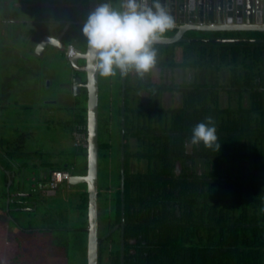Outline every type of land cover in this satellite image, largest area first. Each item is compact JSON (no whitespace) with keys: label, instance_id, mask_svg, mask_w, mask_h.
<instances>
[{"label":"trees","instance_id":"trees-1","mask_svg":"<svg viewBox=\"0 0 264 264\" xmlns=\"http://www.w3.org/2000/svg\"><path fill=\"white\" fill-rule=\"evenodd\" d=\"M7 19L6 14L0 17L5 24ZM189 34L193 38L264 39V32ZM154 47V66L169 67L174 73L178 68L190 70L193 76L191 81L179 83L175 76L172 84L155 85L140 79L133 82L131 71L125 75V263L264 264V42H188ZM179 47L184 49L182 61L178 60ZM63 57L68 59L65 50ZM122 78L119 71L112 76L100 75L98 264H122ZM172 89L182 94V104L166 107L164 91ZM142 90L156 97L154 104L139 103ZM71 107V118L60 121L70 133L72 147L65 152H69L67 158L38 167L20 159L27 155L23 151L26 133L20 135V141L11 139L10 133H3L7 122L0 117V214L18 230L9 238L18 244L13 260L19 264L28 257L25 244L29 239L62 248L58 259H46L42 264H76L77 259L87 264V183L64 180L59 184L50 198L58 195L61 184L80 188L75 205L59 208L57 215L46 203L49 196L41 193V183L50 188L55 170L87 173V147L74 134L83 125L87 136L85 89ZM207 117L216 125L220 148L188 142L192 128L207 122ZM132 139L138 142L133 144ZM39 207L46 209L40 228L34 222ZM69 209L79 211L76 224L70 225L69 217L62 216ZM22 214L29 217L27 222L18 217ZM118 224L116 231L102 239ZM54 231L62 235L54 237Z\"/></svg>","mask_w":264,"mask_h":264},{"label":"rangeland","instance_id":"rangeland-1","mask_svg":"<svg viewBox=\"0 0 264 264\" xmlns=\"http://www.w3.org/2000/svg\"><path fill=\"white\" fill-rule=\"evenodd\" d=\"M119 6L120 4L117 3L116 7ZM1 7H3V0H0V8ZM16 8V10L26 9L24 7ZM13 9L14 8L12 6L11 10ZM33 9L36 10L34 12H42L44 15H46L45 13L48 11L55 12L56 10L48 7L42 9L43 11H41L40 8ZM5 13L8 14L7 11H5ZM3 14L4 12L0 13V17H2ZM5 25L6 24L0 20V35L2 27ZM16 32L17 30L11 28L8 32L10 35H8L5 30L4 36H8V40L12 43L16 42V44H18L20 41H14L10 38L14 37ZM4 36L0 37V51L1 49L4 50V48H1L6 40ZM24 60L21 59V61ZM178 60L182 61V58L179 57ZM81 64H85V60H81ZM38 69L39 66H37L35 70L24 69L19 65V59L15 56V54H8L6 52L3 59H0V98H2L0 102H4L3 104H5V106H3L0 110V117H4L7 122V127L6 124L3 126L5 127L3 128V133H10L9 136L11 139H16L18 141H20V135L22 133H26V137L24 136L25 139L23 141L25 142L23 151H25L24 153H27V155L23 153L24 155H22L20 159L22 161H28L29 164H36L37 167L42 163L49 161L55 160L56 162H62L69 154V152L66 154L65 152L72 147L70 133L62 128L63 126L60 122L61 120L71 118V102L68 105L67 102H65V100L70 101L67 98L68 96L66 98L59 97L62 91L57 87V79H61V75L62 77L64 76V78H67L69 76V72L63 66H61L62 74H57L55 71L52 72V70H50L54 77L52 78L51 89H49L48 87L43 88L42 84V81H45L49 75L44 76V74H41L42 77L40 78L39 74L33 76V74L37 73ZM165 71V82L171 84L173 79L170 77V70L166 69ZM189 72L190 70L184 72V69L182 68L176 69L175 76L177 82L182 83L186 80L185 78L187 74L190 77ZM74 73L76 72L74 71ZM64 94L65 93L63 92L62 96ZM180 96L181 94L179 93L174 96L175 100L173 101L175 102V106H180L182 104V98ZM72 99L75 100L74 97H72ZM166 99V104L172 105L171 93L167 94ZM221 101L224 105L226 104V95H222ZM0 123H2V120H0ZM17 127L18 130L15 129ZM23 172L28 173V171L25 170ZM34 177L36 181L39 178L38 176L32 175V178ZM25 185L28 186L27 183ZM30 185H34V183H30ZM41 186L44 188L41 190L44 197L55 193L53 189L48 187L47 183H43ZM16 188H18L17 184L15 185V189ZM79 188L80 186L77 185L70 186L68 183L61 184L58 188V195L51 198L49 196V198L46 199V203L48 202V207H50L49 209L52 210V213L57 215V210H59V208H71L74 206V203L78 198ZM20 194L25 195L27 193L25 192ZM38 209L40 212L36 217L37 219L34 217V222H36L40 228L42 227L41 223H43V210L46 209L40 210V207ZM78 213L79 211L69 209L68 212H65L63 215L60 213V215H67L71 225L77 223ZM2 216L6 217L0 214V264H19L13 260L18 244L15 240L9 238L17 234L18 230H15L12 226H10L8 220H3ZM18 217L22 222H27L29 218L27 215L23 214L18 215ZM60 221L62 222V220ZM54 233V237L62 235L58 231H54ZM61 250L62 248L55 244L43 243L41 241L37 242V240L34 241L29 239L25 244L26 256L28 257L22 262V264H42L46 259L47 261H49V259L56 260L59 258ZM9 260H13L14 263L7 262ZM82 262L83 261L81 259L76 260V264H81Z\"/></svg>","mask_w":264,"mask_h":264},{"label":"water","instance_id":"water-1","mask_svg":"<svg viewBox=\"0 0 264 264\" xmlns=\"http://www.w3.org/2000/svg\"><path fill=\"white\" fill-rule=\"evenodd\" d=\"M99 0H90V11ZM166 7L173 17L174 25L155 45H174L183 42H218V43H262L264 39H214L186 38L189 32H264V0H167ZM172 33V35H170ZM50 42L53 43L52 40ZM56 44V42H55ZM44 44H40L38 53H42ZM77 71L86 73V82L81 77L73 81L74 94L79 96L83 88L87 90V173L72 174L68 182L72 184L87 183L89 193L88 206V243L87 264H98L99 260V219H98V181H99V97L100 75L91 68L90 59L85 53L76 50L74 56L67 57ZM79 59L85 60V66L79 68ZM125 76L122 81L125 83ZM125 85L122 93V150H121V193H123L122 226V264L126 259V211H125ZM9 173V172H8ZM12 182L10 178L9 183ZM120 224L106 232L102 239L116 231Z\"/></svg>","mask_w":264,"mask_h":264},{"label":"clouds","instance_id":"clouds-1","mask_svg":"<svg viewBox=\"0 0 264 264\" xmlns=\"http://www.w3.org/2000/svg\"><path fill=\"white\" fill-rule=\"evenodd\" d=\"M166 2L121 0L120 6L114 7L112 0H99L81 26L93 71L105 77L117 71L121 76L129 71L143 76L150 71L156 63L155 43L174 25ZM206 121L192 128L188 142L220 148L213 118L207 117Z\"/></svg>","mask_w":264,"mask_h":264},{"label":"flooded vegetation","instance_id":"flooded-vegetation-1","mask_svg":"<svg viewBox=\"0 0 264 264\" xmlns=\"http://www.w3.org/2000/svg\"><path fill=\"white\" fill-rule=\"evenodd\" d=\"M20 4L22 3L12 2L11 0H3V7L0 8L1 9L0 13L4 12V14H6L5 11H7L8 14L6 15L8 16V19H7L6 25L2 28L0 37L4 36L5 30L8 33L11 30V28H14L15 30H17V32L15 33L14 37H10V36L9 37L12 38L14 41L18 40L20 42L18 44H16V42L12 43L11 41L8 40V36H4L6 38L5 40L6 45L2 46L4 50H2L1 52L5 53L4 51H8L11 54H15V56L19 59V65L22 66L26 70H35L37 66H39L37 73L33 74V76L39 74V78H40L42 77L41 74H44V76L49 75V77L46 78L45 81H42V84H43V88L48 87L49 89H51L52 78L54 76L51 74L50 70H52V72L55 71L54 68L57 67L58 65L59 66L63 64L64 66L70 65L69 60L67 59L68 60L67 61L64 59L63 52L70 46L68 45L69 43L68 41L70 38L69 34H72V31L70 30L68 32L66 31L64 35H62V37L60 38L61 33L65 30L64 25L66 26V24L69 23L73 27L80 26L76 32L77 35L72 34L73 37L71 39H74L76 41V44H73V46H74L75 52L76 50H79L85 53L87 50V43H86L85 37L81 33V26L86 18L87 13L90 11V0H84L83 5H80V7H82L81 8L82 10H80L81 15L79 13V10L77 9L78 7H75L76 4H74L73 7L67 6L66 8H63V7L57 8V9H61L58 11V13H47L46 12L45 13L46 15L44 14L38 15L39 17H43V19L39 20V23L38 21L36 22L32 16L33 10L29 11L27 7L25 10H16V8L11 10V7L13 5L15 7L21 8L22 5ZM60 4L61 3H59V5ZM63 4H66V3H63ZM73 8L76 9V14L74 13L75 9L73 10ZM45 25L46 27H44ZM8 35L10 34L8 33ZM50 40H52L53 43L50 42ZM42 43L44 44L42 48L43 49L42 53H38L39 45ZM21 59L22 60L25 59V60L21 61ZM81 60L83 59H79L78 61L79 68H82L85 66V64H81ZM73 69H70V70L68 69V70L72 72ZM75 72L77 73H74V74L77 75V77H81L83 82L85 83L86 73L84 71H77V70H75ZM132 72L134 71H131V78H133V76L134 77L137 76L141 80H144L143 79L144 75L138 76L136 74H133ZM75 78H72V85H73V81ZM99 81H100V78H99ZM122 84H123V81H122ZM124 85H125V91H126V79H125V83L123 84V86ZM57 87L61 90L64 87L63 85H61V83H58V79H57ZM84 89L86 90V88H83L81 94L83 93ZM73 92L74 91L72 90V93ZM122 93H123V88H122ZM169 93H171L172 95V100H171L172 105L166 104L167 103L166 96ZM177 93L181 94L180 92L174 89H172V91L171 90L164 91V95L162 99L163 104L166 107L175 106V102L173 100H175L174 96L177 95ZM151 96L152 95L149 91L142 90L140 93L139 103H141L142 105L154 104L156 97L153 99L151 98ZM63 97L66 98V96L64 95ZM180 97L182 98V94ZM65 102L67 101L65 100ZM124 139H125V136H124ZM121 142H122V139H121ZM137 142L138 141L136 139H132L133 144H136Z\"/></svg>","mask_w":264,"mask_h":264},{"label":"crops","instance_id":"crops-1","mask_svg":"<svg viewBox=\"0 0 264 264\" xmlns=\"http://www.w3.org/2000/svg\"><path fill=\"white\" fill-rule=\"evenodd\" d=\"M12 2H20V3H22V4H20V5H22V7H24V8H26L27 7V9L29 10V11H31V10H33L32 12H33V14H32V16H33V18H34V20L37 22L38 21V23H39V20H41V19H43V17H39L38 15H42V14H44V13H40V12H34V11H36L35 9H33V8H40L41 9V11H43L42 9H44V8H46V7H48V8H52V9H56L55 10V12H50V11H48L47 13H58V10L59 9H57V8H61V7H63V8H66L67 6H70V7H73V5L74 4H76V6L75 7H78L77 9L79 10V13H80V15H81V11L80 10H82L81 8L82 7H80V5H83V2H84V0H11ZM118 4H120L121 3V0H112V3H113V6L114 7H116L117 6V3ZM59 3H61V4H63V3H66V4H63V5H59ZM69 4V5H68ZM75 8H73V10H74ZM74 13L76 14V9L74 10ZM79 18V17H78ZM47 22V21H46ZM45 22V23H46ZM44 24V23H43ZM43 26V25H42ZM44 27H46V25L44 26ZM48 27H49V25H48ZM80 27V26H79ZM79 27L78 26H75V27H73V26H71L69 23L68 24H66V26L64 25V31L61 33V35H60V38L62 37V35H64V33L67 31H72V34L74 35V34H76L77 35V30L79 29ZM72 34H69V36H70V38L69 39H71L72 37H73V35ZM165 35H169L168 33H166ZM164 35V36H165ZM170 35H172V33L170 34ZM186 38H193L192 36H190V34L188 33L187 35H186ZM183 43H188V42H183ZM73 44H76V41L73 39V41L70 43V44H68V45H73ZM4 45H6V43L4 42L3 43V46ZM171 45V44H170ZM2 48V47H1ZM3 49H1V51H2ZM183 47H179L178 48V56L180 57V58H182V55H183ZM0 51V59H3V57H4V55L6 54V52L8 53V54H11V53H9L8 51H4L5 53H2ZM65 51H67V49L65 50ZM64 59H65V57H64ZM66 60V59H65ZM68 61V60H67ZM72 64L70 63V65H67V66H64V64L63 65H61V66H63V67H65L67 70L69 69H73V65L71 66ZM61 66H57V67H55L54 69H55V72L57 73V74H62L61 73ZM166 69H168V70H170V76H171V78L174 80V77H175V73L173 72V70L172 69H170L169 67H167V68H161V67H158V66H154V67H152L151 68V70L150 71H148L147 73H145L144 74V77H143V81H144V84H155V85H159V84H162L163 82H165V70ZM68 70V77L67 78H64V76L62 77V75H61V79H59L58 78V83H61V85H63L64 87L62 88V93H60V97H63L62 96V94H63V92L65 93L64 94V96H68L67 98L70 100V101H67V105L68 104H70V102H71V105H72V102H74V100L72 99V97H76L77 95H75L74 94V92L72 93V90H73V85H72V78H75V77H77V75H75L74 74V72L73 71H75L74 69H73V71L70 73V71ZM73 73V74H72ZM77 73V72H76ZM133 74H136L135 73V71L134 72H132ZM193 74V72L192 71H190L189 72V75H190V77L188 76V74L186 75V80H187V78H188V81H191L192 80V75ZM137 75V74H136ZM174 75V76H173ZM132 79V81L133 82H137V81H139V77H134L133 76V78H131ZM62 80V81H61ZM140 81H141V79H140ZM167 83V82H166ZM173 83V82H172ZM171 83V84H172ZM64 88H66V89H64ZM67 91V92H66ZM21 106H24V105H21ZM146 106H148V105H146ZM40 181L42 182V180L40 179ZM43 183H41V185H42ZM55 191V190H54Z\"/></svg>","mask_w":264,"mask_h":264},{"label":"built area","instance_id":"built-area-1","mask_svg":"<svg viewBox=\"0 0 264 264\" xmlns=\"http://www.w3.org/2000/svg\"><path fill=\"white\" fill-rule=\"evenodd\" d=\"M75 54V49L73 45H70L67 49V56H73ZM83 125H80L77 127V129L74 131V134L76 135L77 139H82V143L84 146L87 147V136L83 132ZM71 175V171L61 169V170H55L52 173L49 186L51 189L55 190L60 183H62L64 180H68Z\"/></svg>","mask_w":264,"mask_h":264}]
</instances>
